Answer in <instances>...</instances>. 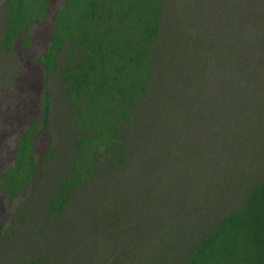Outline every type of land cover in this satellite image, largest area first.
Returning a JSON list of instances; mask_svg holds the SVG:
<instances>
[{
  "label": "trees",
  "instance_id": "obj_1",
  "mask_svg": "<svg viewBox=\"0 0 264 264\" xmlns=\"http://www.w3.org/2000/svg\"><path fill=\"white\" fill-rule=\"evenodd\" d=\"M29 4L6 0L4 50L49 19L50 0ZM32 42L25 39L27 47ZM38 61L47 80L62 69L83 134L77 164L115 143L123 148L121 130L144 115L152 100L170 115L172 99L184 123L189 110L200 106L206 216L234 191L240 170L253 169L264 156V136L256 132L264 115V0H64L49 48ZM48 86L42 96L45 124ZM38 124L19 141L16 164L3 181L11 173L15 179L24 167L34 171L32 179L37 176L34 134L45 128ZM116 156L117 166L128 164L122 149ZM76 186V180H67L59 195L66 197ZM184 264H264V177L245 188L239 208L218 214Z\"/></svg>",
  "mask_w": 264,
  "mask_h": 264
},
{
  "label": "rangeland",
  "instance_id": "obj_2",
  "mask_svg": "<svg viewBox=\"0 0 264 264\" xmlns=\"http://www.w3.org/2000/svg\"><path fill=\"white\" fill-rule=\"evenodd\" d=\"M22 3L30 5L29 0ZM63 4L50 0L49 19L35 23L4 50L10 9L0 0V264H184L189 249L218 214L239 208L245 188L264 177V156H258L253 169L240 170L234 191L217 205L216 213L206 216L200 106L195 113L189 110L184 123L176 117L172 99L170 115L150 101L145 114L121 130L123 148L115 143L86 164H77L83 134L74 120L62 69L47 80L38 61L49 48L54 18ZM27 37L31 47L26 46ZM60 58L64 64L67 56ZM48 83L45 124L41 99ZM38 123L45 128L34 134L37 176L32 179L34 171L24 167L3 183L5 172L16 164L19 141ZM256 132L264 136V115ZM121 149L129 162L117 166ZM72 178L77 186L66 197L59 195Z\"/></svg>",
  "mask_w": 264,
  "mask_h": 264
},
{
  "label": "water",
  "instance_id": "obj_3",
  "mask_svg": "<svg viewBox=\"0 0 264 264\" xmlns=\"http://www.w3.org/2000/svg\"><path fill=\"white\" fill-rule=\"evenodd\" d=\"M56 17V16H55ZM54 21H55V18H54ZM44 68H45V66H44ZM44 93H46V89H44Z\"/></svg>",
  "mask_w": 264,
  "mask_h": 264
},
{
  "label": "flooded vegetation",
  "instance_id": "obj_4",
  "mask_svg": "<svg viewBox=\"0 0 264 264\" xmlns=\"http://www.w3.org/2000/svg\"><path fill=\"white\" fill-rule=\"evenodd\" d=\"M50 12V11H49ZM42 100V99H41ZM10 125H12V123L10 124ZM12 128H14V126L12 125ZM4 182V181H3Z\"/></svg>",
  "mask_w": 264,
  "mask_h": 264
}]
</instances>
